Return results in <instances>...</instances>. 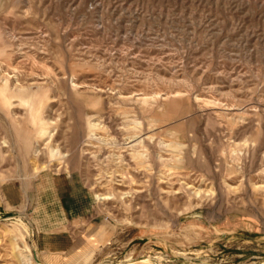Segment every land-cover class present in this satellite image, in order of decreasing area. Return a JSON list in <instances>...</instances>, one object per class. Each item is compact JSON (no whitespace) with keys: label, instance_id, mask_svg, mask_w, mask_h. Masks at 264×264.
<instances>
[{"label":"rangeland","instance_id":"obj_1","mask_svg":"<svg viewBox=\"0 0 264 264\" xmlns=\"http://www.w3.org/2000/svg\"><path fill=\"white\" fill-rule=\"evenodd\" d=\"M5 80L0 195L95 203L62 257L0 208V264H264V0H0Z\"/></svg>","mask_w":264,"mask_h":264},{"label":"crops","instance_id":"obj_2","mask_svg":"<svg viewBox=\"0 0 264 264\" xmlns=\"http://www.w3.org/2000/svg\"><path fill=\"white\" fill-rule=\"evenodd\" d=\"M94 203L95 195L76 172L51 169L37 173L32 189L9 183L2 187L0 195L3 211L27 206L36 249L59 257L73 244L70 227L88 219Z\"/></svg>","mask_w":264,"mask_h":264},{"label":"bare ground","instance_id":"obj_3","mask_svg":"<svg viewBox=\"0 0 264 264\" xmlns=\"http://www.w3.org/2000/svg\"><path fill=\"white\" fill-rule=\"evenodd\" d=\"M7 80H5L2 84L0 83V103L1 104H10L11 103V98L16 96V94L12 93L10 91V88L8 87L7 85ZM19 87V90L22 91V87L21 86H18ZM30 94V92H19L18 95H21V96H25V97H28V95ZM23 131H20V130H16V134L17 135H20ZM66 155H62V157H64ZM264 184V183H263ZM105 198H109L108 196H102L100 199H105Z\"/></svg>","mask_w":264,"mask_h":264}]
</instances>
